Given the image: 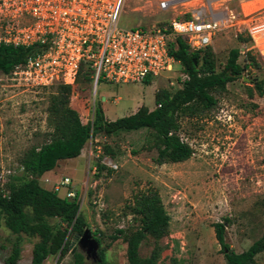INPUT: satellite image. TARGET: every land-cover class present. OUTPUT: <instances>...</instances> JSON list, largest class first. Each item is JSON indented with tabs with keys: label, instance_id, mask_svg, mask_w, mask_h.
Listing matches in <instances>:
<instances>
[{
	"label": "rangeland",
	"instance_id": "obj_1",
	"mask_svg": "<svg viewBox=\"0 0 264 264\" xmlns=\"http://www.w3.org/2000/svg\"><path fill=\"white\" fill-rule=\"evenodd\" d=\"M162 1L126 0L120 27L166 26L204 4L210 11L212 6L214 13H241L242 6L249 13L261 6L259 0H175L168 11H163ZM259 15L264 12L242 18L249 21ZM243 28L235 25L225 29L210 46L219 70L236 48L242 52L239 63L245 64L250 43ZM254 55L260 68L252 67L244 72L245 78L230 83L225 93L217 95L218 104L207 115L182 120L181 137L194 149L188 161L158 164V151L147 141V130L111 137L98 135L74 163H61L62 169L53 172L49 181L42 178L41 185L49 190H55L61 179H71V185L63 186L60 196L67 197V192L75 193L71 199L79 196L80 212L88 230L100 239V248L109 263L129 264L127 243L114 237L117 230L139 225L129 207L142 192H157L171 218L169 234L158 243L149 237L140 249L142 257L161 250L158 264H226L214 229L215 224L226 219V242L237 253L245 252L264 235V94L256 90L257 80L264 81V59ZM84 78L85 75L77 84L71 105L88 123L98 103L104 105L112 121L133 115L142 106L154 110L156 93L182 88L187 75L177 61L171 72L151 79L150 84L115 85L101 81L95 86ZM57 86L32 88L18 85L10 77H0V187L10 183L13 176L22 177L19 161L23 153L43 143L51 132L48 98ZM106 147L113 156L105 154ZM105 157L119 168L93 173L94 164ZM76 237L70 238L71 245ZM24 238L19 264H31L38 239ZM14 239L2 220L0 264H5ZM77 250L78 242L70 246L62 260L60 255L53 256L45 264H73V251ZM256 261L264 264V252Z\"/></svg>",
	"mask_w": 264,
	"mask_h": 264
},
{
	"label": "trees",
	"instance_id": "obj_2",
	"mask_svg": "<svg viewBox=\"0 0 264 264\" xmlns=\"http://www.w3.org/2000/svg\"><path fill=\"white\" fill-rule=\"evenodd\" d=\"M248 41L250 43V39ZM170 48L171 55L184 67L187 78L182 88L175 92L159 90L155 95L157 107L154 110L142 106L133 115L111 121L102 104L98 103L92 121L84 123L71 100L83 75L85 82L93 83L90 67L82 66L74 86L55 87L48 98L51 132L46 134L43 143L23 153L19 161L22 177L13 176L10 183L0 187V227L3 220L15 236L5 264H19L24 236L38 239L33 246L31 264H45L50 257L58 255L62 260L70 251V238L81 236L88 229L80 212L79 196L74 199L61 197L56 190L43 187L41 180L48 173L55 172L62 162L79 158L91 139L98 135L111 137L147 130V141L158 151V164L186 162L193 156L194 149L181 137L182 120L207 115L217 106V95L225 93L230 83L245 78L244 72L250 68L261 67L252 50L247 53L244 65L239 63L241 50H231L227 64L219 70L211 47L193 51L181 37H177ZM35 50V47L0 45V72L10 75L17 65L25 64ZM145 83L150 84L151 79ZM256 90L264 94L263 80H257ZM105 154L114 155L109 147L105 148ZM94 167L98 173L109 169L102 161L95 163ZM129 208L140 223L136 228L117 230L114 239L123 238L127 243L129 264H158L161 250L142 257L140 249L149 237L158 243L169 234L171 218L160 196L157 192H142L135 196V203ZM227 222L229 219L214 225L226 264H257V257L264 252V235L248 250L237 253L226 242ZM93 237L97 235L93 234ZM96 240L101 243L100 239ZM99 256L100 262H89L81 250L73 251V264H111L101 248Z\"/></svg>",
	"mask_w": 264,
	"mask_h": 264
},
{
	"label": "built area",
	"instance_id": "obj_3",
	"mask_svg": "<svg viewBox=\"0 0 264 264\" xmlns=\"http://www.w3.org/2000/svg\"><path fill=\"white\" fill-rule=\"evenodd\" d=\"M125 1L0 0V45L36 49L25 64L17 65L10 75L0 72V77L32 88L74 86L82 66H89L95 86L101 81L115 85L145 83L173 70L177 60L170 46L177 37L191 50L201 51L212 46L219 33L235 25L244 26L243 32L250 39L248 51L264 59V15L249 21L242 18L264 12V0L249 13L244 6L241 13H214L212 6L210 11L204 4L189 11V17L175 18L166 26L123 29L120 19ZM174 2L163 0L160 9L168 11ZM102 164L112 170L119 168L107 157ZM92 172L97 173V167ZM71 183L65 177L55 190L60 192ZM74 196L67 192V197Z\"/></svg>",
	"mask_w": 264,
	"mask_h": 264
},
{
	"label": "water",
	"instance_id": "obj_4",
	"mask_svg": "<svg viewBox=\"0 0 264 264\" xmlns=\"http://www.w3.org/2000/svg\"><path fill=\"white\" fill-rule=\"evenodd\" d=\"M76 242H78L80 250L86 254L87 260H92L95 263L101 261L99 256L100 244L95 238H93L90 230L87 229L83 235L76 237L73 240L72 245Z\"/></svg>",
	"mask_w": 264,
	"mask_h": 264
},
{
	"label": "crops",
	"instance_id": "obj_5",
	"mask_svg": "<svg viewBox=\"0 0 264 264\" xmlns=\"http://www.w3.org/2000/svg\"><path fill=\"white\" fill-rule=\"evenodd\" d=\"M103 106V108H104V111H105V114H106V117L109 119V120H111L110 118H109V116L107 115V111H106V109H105V107H104V105H102ZM151 109V108H150ZM139 110V109H138ZM137 110V111H138ZM112 121V120H111ZM62 163H64V162H62ZM66 163H74V159H72V160H68V161H66ZM68 164V165H69ZM62 169V164L60 165V167H58L56 170H61ZM52 173L53 172H51V173H48L45 177H47V179H46V181H49V180H51V178L50 177H52Z\"/></svg>",
	"mask_w": 264,
	"mask_h": 264
},
{
	"label": "bare ground",
	"instance_id": "obj_6",
	"mask_svg": "<svg viewBox=\"0 0 264 264\" xmlns=\"http://www.w3.org/2000/svg\"><path fill=\"white\" fill-rule=\"evenodd\" d=\"M253 7H255V5Z\"/></svg>",
	"mask_w": 264,
	"mask_h": 264
}]
</instances>
